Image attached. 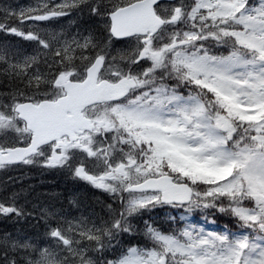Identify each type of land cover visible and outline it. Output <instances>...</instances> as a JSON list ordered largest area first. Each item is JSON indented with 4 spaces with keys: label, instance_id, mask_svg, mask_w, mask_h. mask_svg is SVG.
<instances>
[{
    "label": "snow or ice",
    "instance_id": "obj_1",
    "mask_svg": "<svg viewBox=\"0 0 264 264\" xmlns=\"http://www.w3.org/2000/svg\"><path fill=\"white\" fill-rule=\"evenodd\" d=\"M79 8L102 21L99 32L61 40L34 24ZM43 9L5 16L32 21L27 31L0 22L37 46L28 54L0 45V67L23 86L0 101V133L25 144H0V169L42 158L119 195L121 208L99 225L50 228L52 248L10 237L4 247L24 253L22 264H264V0H65ZM206 45L230 50L210 55ZM78 154L100 173L73 167ZM157 206L228 212L240 231L146 225L152 248L107 259L132 233L130 218ZM0 215L24 213L0 203ZM3 260L18 264L7 251Z\"/></svg>",
    "mask_w": 264,
    "mask_h": 264
},
{
    "label": "trees",
    "instance_id": "obj_2",
    "mask_svg": "<svg viewBox=\"0 0 264 264\" xmlns=\"http://www.w3.org/2000/svg\"><path fill=\"white\" fill-rule=\"evenodd\" d=\"M64 2L65 0H0V22L27 31L33 27L32 21H26L21 26L16 17L10 16L8 20H5V16L10 13H19L22 9H35L37 11L34 14H43L44 5L54 9ZM184 2L188 3L190 0H184ZM260 2L261 0H249L251 5L257 7ZM34 24L49 34L63 33L61 37L63 40L71 39L77 33L87 35L89 31L99 32L102 21L91 16L87 8H79L69 10L67 16L49 21H37ZM76 38L79 39V36ZM0 45H7L28 54H32L37 47L34 42L25 41L4 31H0ZM113 46L116 50L126 47L124 43L115 41ZM206 47L209 46L206 45ZM229 50L227 46H212L209 47V54L228 55ZM85 55H91V53L86 52ZM47 70L42 63L40 71ZM22 87L19 81L5 74L3 67H0V101L7 102L4 97ZM8 142L14 143L15 139ZM123 198L126 201L128 196ZM2 201L7 206H15L22 210L24 215L21 217L0 215V264H4L5 251L11 258L16 259L18 264H22L25 255L24 253L14 255L13 250L6 249L3 243L5 237L27 240L36 247L52 248L56 241L48 235L50 228L58 226L66 228L70 224L81 221L89 223V226L91 222L99 225L101 221L110 218L113 210L121 208L119 195L106 196L99 191H94L74 175L73 169L45 170L38 161L29 165L7 167L0 171V203H3ZM222 206L227 207V203ZM188 214L195 219L204 218L206 222L216 221L221 227L227 228L229 233L240 231L238 223L236 225V219L228 212L222 213L216 209L203 208L186 211L170 206H157L151 211L145 210L131 217L132 233L121 234L118 237V245L109 249L104 255L107 259H115L132 246L152 248V242L145 235L146 225H151L165 233H176L181 229L183 221L188 218Z\"/></svg>",
    "mask_w": 264,
    "mask_h": 264
},
{
    "label": "rangeland",
    "instance_id": "obj_3",
    "mask_svg": "<svg viewBox=\"0 0 264 264\" xmlns=\"http://www.w3.org/2000/svg\"><path fill=\"white\" fill-rule=\"evenodd\" d=\"M3 134V133H2ZM4 135V134H3ZM237 221H236V225H237ZM201 227H203L204 229H205V231H208V232H215V233H217V234H223V233H225V231L224 232H218L217 230H215V229H211L210 227H206V226H201Z\"/></svg>",
    "mask_w": 264,
    "mask_h": 264
},
{
    "label": "flooded vegetation",
    "instance_id": "obj_4",
    "mask_svg": "<svg viewBox=\"0 0 264 264\" xmlns=\"http://www.w3.org/2000/svg\"><path fill=\"white\" fill-rule=\"evenodd\" d=\"M43 160V159H42ZM44 161V160H43ZM100 173V171H98L96 174H92V175H98ZM85 182V181H84Z\"/></svg>",
    "mask_w": 264,
    "mask_h": 264
}]
</instances>
